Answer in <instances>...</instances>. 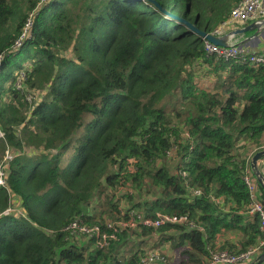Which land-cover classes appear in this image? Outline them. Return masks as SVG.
Listing matches in <instances>:
<instances>
[{"label":"trees","instance_id":"16d2710c","mask_svg":"<svg viewBox=\"0 0 264 264\" xmlns=\"http://www.w3.org/2000/svg\"><path fill=\"white\" fill-rule=\"evenodd\" d=\"M155 1L208 33L238 0ZM8 148L0 264H137L149 241L204 264L259 239L242 176L264 149V66L207 55L149 1L0 0V164ZM130 212L186 220L124 227L108 246L66 229L108 234ZM227 231L240 248L217 246Z\"/></svg>","mask_w":264,"mask_h":264},{"label":"built area","instance_id":"2783aa9c","mask_svg":"<svg viewBox=\"0 0 264 264\" xmlns=\"http://www.w3.org/2000/svg\"><path fill=\"white\" fill-rule=\"evenodd\" d=\"M46 0H40L43 2ZM230 24H239L238 26H230ZM254 24L260 28L264 25V0H238L230 9L229 15L217 28L211 31V34L223 37L225 36V45H217L209 42L204 38V49L207 55H213L215 58L224 60L232 59L234 62L246 63L249 65L264 66V51L250 50L244 42H239L233 30ZM13 157L11 151L6 150L4 154V164H0V187H5V165ZM260 173L264 176V158L257 163ZM244 185L247 188L249 202L247 213L254 217L258 222L259 239L256 245L249 246L244 250L237 252L224 250H215L210 253L204 264H255L261 247H264V205L261 202L256 184L254 172L246 170L242 176ZM198 193V190H195ZM9 209L3 213L7 214ZM128 220L106 221L105 226L111 230L110 233L101 232L96 225L88 226L81 220H73L66 227L67 230L75 234L98 236L97 240L100 246H108L109 239L116 237V232L124 227H133L137 223L146 227H159L166 223H175L186 220L185 216H174L167 214H158L156 218L141 217L133 212L128 214ZM162 256L157 253L150 252L141 256L137 264H160Z\"/></svg>","mask_w":264,"mask_h":264},{"label":"water","instance_id":"95a60500","mask_svg":"<svg viewBox=\"0 0 264 264\" xmlns=\"http://www.w3.org/2000/svg\"><path fill=\"white\" fill-rule=\"evenodd\" d=\"M144 1H149V2L153 3L154 6H156L162 13L167 15L169 18H172L174 20L179 21L180 23L187 26L192 32H194L195 34L199 35L202 38H205L209 42L217 44V45H225V43H226L225 42V39H226L225 36L218 37V36H215L211 33H207L205 31L198 29L194 25V23L188 21L187 19H185L183 17H179V16L171 14L169 11H167L164 8H162L161 6H159L155 0H144ZM252 29H258V26L254 25V24H249L245 27L233 30V34H241V33H244L245 31L252 30ZM257 33L258 32H256L255 34L257 35ZM262 158H264V149L259 150L255 154H253V156L251 157V160H250V165H251V168L253 169L254 175H255L258 183L264 188V176L260 173V171L258 169V165H257L258 161ZM263 260H264V253H262L258 256L255 264H261Z\"/></svg>","mask_w":264,"mask_h":264},{"label":"crops","instance_id":"0c3cea01","mask_svg":"<svg viewBox=\"0 0 264 264\" xmlns=\"http://www.w3.org/2000/svg\"><path fill=\"white\" fill-rule=\"evenodd\" d=\"M256 32H258L257 35L255 34ZM236 35H237L236 37H237L238 41L244 42V44L250 50H252V51H256V50L264 51V25L258 29L248 30V31H245L244 33L236 34ZM248 221L253 222V218L252 217L248 218ZM243 237H244L243 234L238 233L236 231H234V232L227 231V232L223 233L222 235H220L216 239V244H217V246H220L224 242H229L231 245L236 246L238 249L241 246L239 241L242 240ZM239 244H240V246H239ZM261 264H264V260L262 261Z\"/></svg>","mask_w":264,"mask_h":264},{"label":"rangeland","instance_id":"374dc122","mask_svg":"<svg viewBox=\"0 0 264 264\" xmlns=\"http://www.w3.org/2000/svg\"><path fill=\"white\" fill-rule=\"evenodd\" d=\"M191 22V21H190ZM234 24H230V26H233ZM239 24H235L234 26L236 27V26H238ZM219 26V25H218ZM217 26V27H218ZM217 27H215V28H217ZM214 28V29H215ZM208 33H211V32H208ZM237 36V35H236ZM237 38V37H236ZM18 44H21V43H18ZM17 46V45H16ZM66 55L68 56V57H70L71 56V53H70V51H67L66 52ZM26 63H24L23 65H25ZM213 80H215V79H213ZM203 85H209V86H211L212 84L211 83H209V82H204V83H202ZM28 99V101H30V98L28 97L27 98ZM29 148V147H28ZM25 149L27 150V148L25 147ZM7 150H12L11 148H8ZM30 149H28L27 151H29ZM12 152H13V150H12ZM6 167H7V164H6ZM12 202V201H11ZM12 207H11V209H9V212L8 213H10V212H13L14 214H16V215H18L19 213H21V210L18 208V204H16V203H13L12 202V205H11ZM155 243H156V245H158V243L157 242H154V245H155ZM153 244V242L151 243V241H149V242H147V243H145L144 244V246H145V248H146V250L148 249L149 251L147 252V253H150V252H155V253H157V255H159V257L161 256L160 255V250H164L165 252H166V254L168 255V259H170V261L173 263L174 262V264H175V261L176 260H179L180 258L182 259L183 257L181 256V254H177V252L175 251V252H172L171 250H170V247H168L169 245L166 243V244H162V245H160V246H158L157 248H154V249H152V247H151V245ZM146 253V254H147ZM162 258L163 259H165L163 256H162ZM163 259H161L162 261H164Z\"/></svg>","mask_w":264,"mask_h":264}]
</instances>
